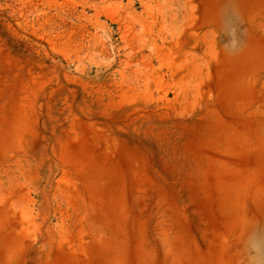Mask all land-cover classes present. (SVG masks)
I'll use <instances>...</instances> for the list:
<instances>
[{
    "label": "rangeland",
    "instance_id": "obj_1",
    "mask_svg": "<svg viewBox=\"0 0 264 264\" xmlns=\"http://www.w3.org/2000/svg\"><path fill=\"white\" fill-rule=\"evenodd\" d=\"M0 264H264V0H0Z\"/></svg>",
    "mask_w": 264,
    "mask_h": 264
}]
</instances>
